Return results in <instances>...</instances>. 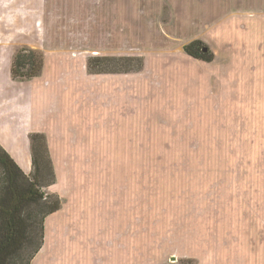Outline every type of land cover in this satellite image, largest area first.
Masks as SVG:
<instances>
[{
  "label": "rangeland",
  "instance_id": "1",
  "mask_svg": "<svg viewBox=\"0 0 264 264\" xmlns=\"http://www.w3.org/2000/svg\"><path fill=\"white\" fill-rule=\"evenodd\" d=\"M77 1L79 3L75 0H0L1 69L4 70L7 60L24 46L41 49L48 57L45 75L41 78L42 82L40 84L30 82L22 88L20 116L11 118L16 123H9L1 115L5 106L0 104V148L4 149L2 145H15L18 152L26 149V131L32 128L37 129V122L31 119L32 114L27 109L28 99L33 89L51 91L48 82L54 80H57V83L66 81L68 84L75 80V86L80 87L83 94L85 90L89 92L93 88L91 82L85 78L92 81L93 74L100 73H93L87 68L86 73L83 74V67L79 65L80 58L89 56L88 60L93 57L140 56L144 61V67L135 80H144L150 88L160 87L161 80L165 85L168 79L167 71H174L177 67L184 74L176 71L173 78L168 79L177 80L181 77L179 84L174 86V93L178 91L179 98L177 119L170 121L168 119L167 124L160 126L152 120L148 127L142 128L140 125L138 129L134 126L132 140L128 139L131 134L127 133L123 139L121 135L112 132L110 139L103 138V148L96 154V158L87 159L85 165L87 168L93 167V171H99V179L111 172L113 175L110 176L114 184L126 180L137 183L134 186V193L137 195L140 191L139 212L142 215L145 214V206H142L146 203L145 192H148L150 264H192L190 260H182V256L170 254L165 260H159L158 256L152 254L154 249L162 247L165 242L175 245L173 232L164 239L158 237L157 229L158 224L163 222L160 217L163 219L171 217L170 222L165 221V223L167 226H173L174 208L183 206L184 225L189 214L213 216L221 209L228 206L236 209L240 204L255 207L262 220L260 230L252 228V235L246 232V229L239 232L241 242H244L243 246L238 241L232 242L229 247L231 260L226 264H239L235 262V258L238 260L239 258L244 260V258L241 253L234 252L235 249L243 248L247 250V253L249 249L252 250L258 246L260 240L264 238V233H261V231L264 232V105L262 104L259 110L255 109L256 115L251 125H237V121H250V109L240 107L238 95L232 93L229 95L226 108L222 110L221 99L217 100L215 97L217 93H214L221 92L219 84L212 83L210 86H205L206 84L200 83L197 87L192 86L191 81H185V75L190 72L193 74L199 72L198 74L204 76L205 74L200 72L208 67L194 61L196 59L185 57L186 54L182 52L185 43L196 38L206 45L213 55L212 48L206 40L207 36L205 38V35L204 37L200 35L210 28L207 34L210 41H220L218 39L220 36L216 34L220 33L221 29L215 33L219 25L217 23H220L227 15L178 13L176 8L183 12L191 10L188 7L189 0H110L109 6L119 10L120 12L114 13L118 15L88 14L89 7L99 6V3H93V0ZM164 5H169L176 12L169 13L167 8H164L160 13ZM137 6H145L150 12L125 14L127 12L124 11H130V8L140 9ZM61 10L65 12L61 13ZM80 10H84L85 13L77 12ZM157 10L158 12H155ZM243 16L246 15L226 18L230 27L234 29V31L225 29L226 36L233 37L237 43L239 37L243 41L241 31L245 32L244 28L248 27L249 22L256 25L260 23L259 20L253 22L254 17L262 18L264 21V15H253L248 18ZM86 81L88 84H85ZM68 84H61L65 91L61 95H66V90L72 93L69 92L71 95H68V98L66 95V98L67 102L73 105L66 103V100L63 102L67 123L71 122L72 114L82 115L84 110L85 115L87 106H92L94 102L88 92L89 95L85 100L81 98L72 102V99L76 97ZM75 91L78 92L77 89ZM200 92L209 93L207 96L214 98L206 102L198 98ZM246 96L250 99L249 95ZM254 98L256 100L259 97L256 95ZM83 101L87 103L82 105ZM209 104L212 105L213 110ZM191 106L199 110L194 120L187 119L186 115H189V111L185 114ZM143 111L144 108L140 112ZM137 117L143 119L140 113ZM56 119L63 120L62 112H58L55 120L51 121L53 125L61 126V122L57 124ZM228 121V125L225 124ZM147 129L149 142H147ZM10 131L15 136H10ZM138 137L142 138L138 140ZM54 141L61 148L64 144L67 145V141L61 142L56 139ZM74 145L78 146L77 143ZM115 148H117L116 151ZM114 152L115 154L111 155ZM122 153L126 155L123 156ZM65 164L69 169H76L81 164L80 155L67 159ZM60 166L61 164L58 163V172H60ZM71 177L73 180L78 179L75 175ZM144 183L148 184L147 191L143 190ZM256 194L259 195L260 206L255 204ZM174 204L177 206L174 207ZM138 222L140 227L145 229V217ZM138 222L134 223L135 228ZM210 223L213 226L217 224L215 221ZM249 229L247 227V230ZM214 230L213 228L211 232ZM226 242L227 240L221 239L222 245L228 246ZM261 245L260 258L264 261V240ZM135 247L140 250L141 245L135 243ZM17 264H23V262ZM218 264L221 263L218 262Z\"/></svg>",
  "mask_w": 264,
  "mask_h": 264
},
{
  "label": "crops",
  "instance_id": "2",
  "mask_svg": "<svg viewBox=\"0 0 264 264\" xmlns=\"http://www.w3.org/2000/svg\"><path fill=\"white\" fill-rule=\"evenodd\" d=\"M75 2L79 3L77 0ZM92 2L99 3V6L89 7L88 14L118 15L114 13L120 12L113 6H109L110 0H93ZM188 3V7L191 9L189 12L187 10L183 12L178 8H176V11L191 14L220 13L227 15L229 18L234 17V15H246L243 17L247 18L253 15H264V0H189ZM137 7L140 9L130 8V11L125 10L124 12H127L125 14L150 12L146 10L145 6ZM164 8H167L169 13L176 12L169 5H164L160 13ZM64 12V10H61V13ZM77 12L85 13L84 10ZM155 12H158V10ZM226 18L217 23L219 25H217L215 33L221 29L220 33L216 34L220 36L218 37L220 41L216 39V42L210 41V37L207 35L210 28H207L200 35H203V37L205 35V38L207 36L206 40L212 48L214 57L210 62L194 60L208 67L200 72L205 75L201 76V74H198L199 72L194 74L190 72V74L185 75V81H191L190 84L197 87L200 83L206 84L205 86H210L212 83H216L214 85L219 84L221 92L216 91L214 93H217L215 95L217 100L221 99L222 110L228 104L229 95L236 93L240 107H246L251 111L250 121H237V125H251L256 115L255 109L259 110L261 105H264V21L262 18L254 17L253 22L259 20L260 23L256 25V23L249 22L248 27L244 28L245 32L241 31L244 37L243 41L239 37L237 43L233 37L229 36V39L226 36L225 29L229 28L230 31H234ZM223 21L224 24H222ZM231 26L233 25L231 24ZM196 40L195 38L185 43V45ZM183 47L182 52L186 54ZM23 48L38 50L32 46H24ZM38 51H41L43 56L42 69L41 73L34 78L22 81L13 80L11 77L13 57L7 60L5 67L3 65L4 70L1 69L2 65H0V104H3V107L5 106L1 111V115L9 123H16L11 118L16 115L20 116L22 88L30 82L40 84L42 82L41 78L45 75L48 57L43 50ZM185 57L188 58L189 56L186 54ZM87 58L89 56L79 60L81 61L79 62L80 67H83V74L86 73ZM140 58L142 59V57ZM142 70L135 73L93 74L92 81L85 78L93 85L89 92L85 90V94L80 91V87L75 86V80L69 84L66 81L59 83H57V80L50 81L48 84L51 86V91L33 89L30 93L27 109L32 114L31 119H35L37 122V129L32 128L26 131L25 141L27 144L24 151L18 152L15 145H2V147L22 172L30 176L33 173V167L29 137L33 134L42 135L55 178L51 186L46 188V191L57 196L61 202L59 209L45 218L43 243L30 264H150L148 192H145L146 203L142 205L145 206V214L142 215L139 212L141 207L140 191L137 195L134 193V186L137 183L126 180L114 184L112 176H110L113 175L111 172L105 174L106 177L103 176L99 179V171H93V167L87 168L85 165L87 159L96 158V154L103 148V138L110 139L112 132L121 135L123 139L127 133L131 134L128 139L132 140L134 139V126L138 129H140V125L142 128L148 127L150 126V120L160 126L167 124L168 119L169 121L177 119L179 98L177 97L178 91L175 90L174 93V86L179 84L181 77L177 80L168 79L173 78L174 73L181 70L176 67L174 71H167V83L163 85V80H161V86L158 88L156 86L154 88L148 87L144 80H135V77L139 76ZM181 73L184 74L183 71ZM164 80L166 81L165 78ZM88 81L85 84H88ZM61 84H68L71 87L73 95L76 97L72 99V102L81 98L85 100L89 94L94 99L93 105L87 106L85 115L83 114L84 110L82 115L72 114L71 122L68 123L67 116L64 114L63 102L66 100V103H68V95L72 93L66 90L67 98L65 94L61 95L65 93ZM76 89L78 92L75 91ZM207 94L209 93L200 92L198 98L206 102L214 98L208 97ZM246 95H249L250 99ZM256 95L259 98L255 100ZM84 103L87 102H81L82 105ZM68 104L73 105L72 103ZM209 106L211 110L214 109L211 104ZM142 108H144V111L140 112ZM216 109L219 110L220 108ZM188 111L187 119L194 120L197 118L199 110L196 107L191 106L185 111V114ZM58 112H62L63 115L62 121L56 119V123L61 122V126H55L51 123L55 120ZM139 113L143 118L142 120L137 117ZM228 123L229 121L225 122L227 125ZM10 136L15 135L10 131ZM147 136V142H149L148 129ZM138 138L140 140L142 137ZM54 139L61 142L67 141V145L64 144L61 148ZM14 140L18 141L20 139ZM74 143H77L78 146L75 147ZM116 149L114 150L116 151ZM118 152L117 155H119ZM112 154H115V152ZM75 155H80L81 164L72 170L68 168L65 162ZM122 155L125 156L126 154L122 153ZM58 163L61 164L60 172L57 169ZM72 175H75L78 179L73 180ZM147 187L148 184L144 183L143 190L147 191ZM135 197L137 198L135 199ZM258 197L259 195L256 194L255 204L257 203L260 206L258 202L260 198L258 199ZM176 206L174 204V207ZM178 209L174 208L173 226H167L165 223L171 217L168 219L160 217L163 222L158 224V237L165 239L173 232L175 245L173 246L171 242H165L162 247L159 246L157 250L154 249L152 254L158 256L159 260H165L168 255L174 254L182 256V260L192 261V264H218V262L226 264L231 260L229 256L230 244L239 241V244L243 246L244 242H241L239 232L246 229V232L252 235V228L260 230L262 222L255 207L252 208L249 204H240L236 209L228 206L213 216L189 214V218L184 225L182 219L183 206ZM144 217L145 229L140 227L138 222L139 220L142 221ZM136 221L138 222L137 228L134 227ZM213 221L217 222L214 226L210 223ZM247 227L250 229L247 230ZM213 228L215 230L211 232ZM224 231L225 233H223ZM261 233L264 232L261 231ZM221 239L227 240L225 244H228V246L222 245ZM263 240L264 238L260 240L258 246H255L252 250L249 249L247 253V250L243 248L235 249L234 252L241 253L244 258V260L235 258V262L239 264L264 263L260 258ZM213 242L214 244H212ZM135 243L141 245L140 250L136 249ZM172 259L174 260V257Z\"/></svg>",
  "mask_w": 264,
  "mask_h": 264
},
{
  "label": "trees",
  "instance_id": "3",
  "mask_svg": "<svg viewBox=\"0 0 264 264\" xmlns=\"http://www.w3.org/2000/svg\"><path fill=\"white\" fill-rule=\"evenodd\" d=\"M191 58L210 62L213 55L201 41L183 47ZM40 51L21 48L14 53L11 77L15 81L38 76ZM87 68L93 73H135L143 68L140 57H93ZM33 173L25 175L7 152L0 148V264H30L41 248L44 220L60 207V199L46 188L55 180L44 137L30 136Z\"/></svg>",
  "mask_w": 264,
  "mask_h": 264
}]
</instances>
